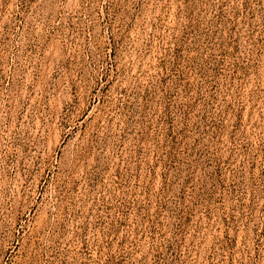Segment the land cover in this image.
<instances>
[{
  "label": "rangeland",
  "instance_id": "rangeland-1",
  "mask_svg": "<svg viewBox=\"0 0 264 264\" xmlns=\"http://www.w3.org/2000/svg\"><path fill=\"white\" fill-rule=\"evenodd\" d=\"M0 264H264V0H0Z\"/></svg>",
  "mask_w": 264,
  "mask_h": 264
}]
</instances>
